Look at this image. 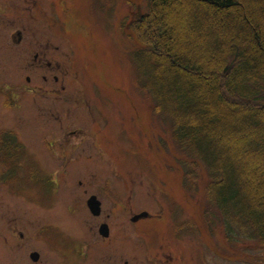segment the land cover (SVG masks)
Masks as SVG:
<instances>
[{"label": "rangeland", "instance_id": "obj_1", "mask_svg": "<svg viewBox=\"0 0 264 264\" xmlns=\"http://www.w3.org/2000/svg\"><path fill=\"white\" fill-rule=\"evenodd\" d=\"M176 2L180 5L176 19L180 20L181 17L187 16L191 21L180 31L175 24L164 29L166 34L172 35V47L179 46L184 50L199 51L202 60L206 63L210 60H218L220 49L216 46V42L211 39L206 45L199 39L201 30L195 22L191 2L189 0H176ZM145 4L146 0L71 1V75L74 86L82 89L85 94L87 99L85 105L90 106L93 114L90 116L88 107L85 109V105H80L77 109L86 110L88 117H85L83 112L77 111L74 114L78 116L75 117L76 120L72 122V125L87 128L92 125L91 120H100L96 106L105 99V104H112L113 114L116 115L114 118L118 125L119 145L113 154L99 158L95 150L90 147L91 139L87 135L83 136L79 144L75 138H72L70 142L77 149L70 156L68 173L60 178V186L53 198L54 207L35 206L27 202V200L30 201L31 194L37 193L35 188H25L24 184L27 180L25 170L34 164L31 155H28L30 158L19 157L17 168L20 173L18 175L20 182L5 183L0 179V264H34L35 262L30 259V253L33 250L40 251L41 264H66L64 257L49 258L50 251H47L43 242H36L34 234L44 224L52 222L64 227V231L74 241L79 236L83 240V234L81 236L83 215L80 214V208L71 207L70 211L76 209V213L70 217L64 212L65 202L72 200V196L77 193L74 190L79 180L92 189L98 188L101 192H104V189L110 190L106 185L113 184L117 192L105 198L119 200L122 199L123 194L124 199L132 201L135 211L141 209L158 211L159 208L156 207L155 202L162 200V234L156 229L152 235L146 234L134 238L133 234H129L127 235L129 239H119L118 255L121 257V262L134 258L135 261L140 260L142 263L144 251L148 249L158 251L162 245V252L173 260H167V264H264V256L257 246L258 243L248 242L249 249L241 251L242 256L236 251H231L229 246L230 250H225L229 252L228 259H224L220 233L218 230L210 233L202 225L200 213L206 203L201 198V186H196L193 196L184 195L180 186L182 171L176 164V148L172 145L169 135L170 122L166 116L162 115L152 94L135 83L138 66L134 64L130 53L140 49L141 44L135 38L136 31L134 39L131 37L130 40L127 39V35L131 34V28L126 25L131 14L134 18L136 17L139 5L140 13L145 12ZM247 8L257 11L264 17V0H250ZM232 25L236 33L244 34V28L238 21L232 20ZM143 66L145 65L142 63L141 67ZM147 75L149 72L146 73ZM146 83L148 85L147 79ZM107 88L112 89L114 95L100 94ZM92 91H98L99 94L94 96ZM121 95L124 97L120 98ZM117 98L121 100L120 103L114 101ZM130 104L134 106H129ZM72 109H75V105ZM108 114L110 116V112ZM16 116L20 114L7 113L0 108V125L5 122L15 123ZM109 116L106 120H110ZM237 127V123L227 124L217 130V135L225 141L235 139L238 133L235 132ZM24 132L28 135L24 134L26 150L34 152L33 147L37 149V146L33 145L31 140L33 136H30L28 131ZM114 145L112 144L111 147L113 148ZM253 145V141L245 143L237 153L242 172L249 170L258 176V180L252 186L259 192L264 187L262 181L264 165L261 157L254 153L252 155L254 163L250 165L244 163V158ZM35 153L41 167L62 168L61 165L58 166L61 161L57 159L56 162L44 151L43 154ZM2 167H9L5 166L3 157L0 160V168ZM65 180L69 185L67 188L64 187ZM124 186L130 191L124 190ZM166 204L176 206L172 209L175 213H168ZM112 222L115 223L116 230L120 231L118 227L123 224V221L114 218ZM129 222L128 218L127 225ZM143 222L152 223L154 219L139 221L138 226L133 230L143 233L139 227ZM190 225H192V231L188 233L184 226ZM19 233H22V236ZM47 234L51 235V238H59L62 236L61 228L51 226ZM218 239H220L219 249L214 247ZM55 251L61 254L62 249L57 247ZM99 253L100 251H86V261L81 264H98ZM234 253L237 256H234Z\"/></svg>", "mask_w": 264, "mask_h": 264}, {"label": "trees", "instance_id": "obj_2", "mask_svg": "<svg viewBox=\"0 0 264 264\" xmlns=\"http://www.w3.org/2000/svg\"><path fill=\"white\" fill-rule=\"evenodd\" d=\"M189 1L199 39L216 42L218 60L206 63L199 51L172 47V35L164 29L175 24L180 31L190 18L176 19V0H146L144 15L134 24L142 44L135 63L170 122V139L179 153L175 161L187 177L184 186H201V198L209 202L200 213L204 228L219 229L231 251H248V242L258 243L264 256V187L258 192L252 186L258 176L242 172L237 153L253 141L244 163L253 164L256 153L264 165V17L247 8L250 0ZM232 20L244 34L235 32ZM233 123L238 124L235 139L219 138L217 130Z\"/></svg>", "mask_w": 264, "mask_h": 264}, {"label": "flooded vegetation", "instance_id": "obj_3", "mask_svg": "<svg viewBox=\"0 0 264 264\" xmlns=\"http://www.w3.org/2000/svg\"><path fill=\"white\" fill-rule=\"evenodd\" d=\"M71 1L0 0V108L7 113L20 114L16 116L15 123L5 122L0 125V160L3 157L5 166H9L0 168V179L5 183L20 182L17 168L19 157L30 158L28 155H31L34 166L25 170L27 180L24 184L25 188H35L37 193L31 194L30 201L27 202L41 207L53 206L60 178L68 173L70 156L77 149L70 142L72 138L79 144L83 136L87 135L91 139L90 147L99 158L113 154L119 145L116 115L113 114L112 104H105V99L96 106L100 120H91L92 125L86 126L87 128L72 125L78 116L75 112H83L85 117H88V112L90 116L93 114L90 106L85 105V94L82 89L74 86L71 75ZM126 27H132L134 30L133 14ZM133 35L132 31L130 37L133 38ZM92 92L94 96L99 94ZM104 95L114 94L112 89H106ZM122 97L124 96L121 95L120 98ZM114 101L121 102L118 98ZM74 105L75 109H72ZM80 105H85V109L88 107V112L77 109ZM105 111H109L110 116L109 112ZM107 116L110 120H106ZM24 131L33 136L31 140L33 145L37 146V149L33 147L34 152L26 150L24 134L28 135ZM112 144H115L113 148ZM43 151L56 162L57 159L61 161L57 164L62 168L41 167L35 152L43 154ZM68 186L65 180L64 187ZM106 186L110 190L104 189V192H101L98 188L92 189L79 180L74 190L77 193L72 196V200L65 202L66 216L70 217L76 213V209L70 211L71 207H79L81 210L83 240L79 236L74 241L64 231V227L57 223L47 222L40 230H36L34 239L38 243L43 242L51 253L49 258L64 257L66 264H81L86 261V251H100L97 256L98 264H167V260L173 261L162 252L161 245L158 251H144L142 263L134 258L121 262L118 255L119 239H129V234H133L134 238L152 235L156 229L162 234V200L155 202L158 211H135L132 201L124 199L123 194L119 200L106 199V196L117 192L113 184ZM124 190L130 191L126 186ZM94 205L95 211L92 210ZM143 211H148L151 216L132 221L136 214ZM114 218L123 221L118 227L120 231L116 230V225L112 222ZM128 218L130 222L127 225ZM150 219H154V222H143L139 225L143 233L133 230L139 221ZM51 226L61 228L63 237L51 238L52 236L47 234ZM19 235L22 236V233ZM57 247L62 249L61 254L55 253ZM33 251L38 253L34 264H41L40 251Z\"/></svg>", "mask_w": 264, "mask_h": 264}, {"label": "water", "instance_id": "obj_4", "mask_svg": "<svg viewBox=\"0 0 264 264\" xmlns=\"http://www.w3.org/2000/svg\"><path fill=\"white\" fill-rule=\"evenodd\" d=\"M231 66V64H228L226 67H225V69H224V71L225 70H227L229 67ZM147 213H144V215H146ZM139 217V216H138ZM137 218V217H136ZM30 257L33 259V260H36V258H37V254L36 253H32V254H30Z\"/></svg>", "mask_w": 264, "mask_h": 264}]
</instances>
